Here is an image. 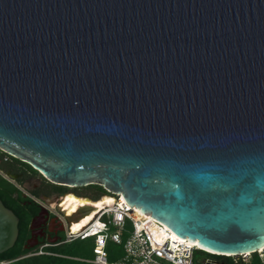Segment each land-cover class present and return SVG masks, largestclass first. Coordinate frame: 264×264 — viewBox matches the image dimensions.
<instances>
[{
	"label": "water",
	"instance_id": "water-1",
	"mask_svg": "<svg viewBox=\"0 0 264 264\" xmlns=\"http://www.w3.org/2000/svg\"><path fill=\"white\" fill-rule=\"evenodd\" d=\"M0 150L209 253L263 249L264 0H0ZM19 222L0 198V254Z\"/></svg>",
	"mask_w": 264,
	"mask_h": 264
},
{
	"label": "built area",
	"instance_id": "built-area-1",
	"mask_svg": "<svg viewBox=\"0 0 264 264\" xmlns=\"http://www.w3.org/2000/svg\"><path fill=\"white\" fill-rule=\"evenodd\" d=\"M0 173L4 174L2 170H0ZM4 175L26 195L32 197L41 207L45 208L63 226V238H55L54 240L43 242L26 256L60 255L48 251V247L71 244L75 241L92 240V258L78 259L94 264H195L198 245H192V242L179 237L163 222L129 205L122 194L104 193L93 199L99 200L103 195L110 194L114 202L100 207H93L90 219L80 229L74 231L71 228V221L76 219L74 215H71L70 217H73V219L69 220V215L65 214L57 203H50L44 195L39 197L32 195L15 179L10 178L6 174ZM65 187L72 189L83 188ZM79 196L83 195L79 194ZM88 197L91 198L90 196ZM111 243L122 247L123 254L116 260H110L109 258V244ZM254 255L258 256L260 264H264V249L255 253L230 257H232L235 264H254ZM19 259L0 258V264H13ZM203 264L225 263L205 258Z\"/></svg>",
	"mask_w": 264,
	"mask_h": 264
},
{
	"label": "trees",
	"instance_id": "trees-1",
	"mask_svg": "<svg viewBox=\"0 0 264 264\" xmlns=\"http://www.w3.org/2000/svg\"><path fill=\"white\" fill-rule=\"evenodd\" d=\"M0 170L4 172L10 178L17 180L18 182H23L27 177L32 174H40L29 164L10 156L9 154L0 150ZM4 174L0 173V198L4 204L12 209L19 217V237L15 245L8 251L0 254V258L16 259L20 258L13 264H94L85 260H80L78 258H92L87 256L84 252L86 249H91L93 247L92 240L75 241L71 244H63L59 246L48 247V251L53 253H58L60 255L54 254H43V255H28L32 253L34 249L26 248L27 238L29 237L28 229L32 218L37 215L41 206L30 196L26 195L15 183H13ZM45 179V178H44ZM45 181H47L45 179ZM48 182V181H47ZM52 185V183H49ZM53 187L59 189L60 186L54 185ZM89 188H94L97 190L105 191L99 185H90ZM34 196L47 195L50 196L49 191H44L40 189H34L31 192ZM81 247L83 250L79 251L77 247ZM115 245L113 243L109 244V258L110 260H116L118 256H122L123 251L121 246ZM120 247V248H119ZM203 254L205 258H211L218 260L225 264H235L230 256H222L209 253L200 248L197 249ZM84 251V252H83ZM120 252V254H119ZM118 253V256L116 255ZM65 255V256H64ZM70 256V257H66ZM254 264H260V260L257 255H254Z\"/></svg>",
	"mask_w": 264,
	"mask_h": 264
},
{
	"label": "flooded vegetation",
	"instance_id": "flooded-vegetation-1",
	"mask_svg": "<svg viewBox=\"0 0 264 264\" xmlns=\"http://www.w3.org/2000/svg\"><path fill=\"white\" fill-rule=\"evenodd\" d=\"M43 188H44L43 190L46 191V186H44ZM37 189H40V188H37ZM73 191L68 190V191H65L63 194H54L50 196L44 195V197L48 198L50 201H54L56 199H62L64 196L71 194L78 198H84V199L91 200L90 201L91 204L83 205L81 207L85 218L89 216L91 217L93 213V209H92L93 207L95 206L100 207L106 204L104 203L105 199H107L106 194L103 195L99 200H93L85 195L79 196ZM58 196H62V197H58ZM39 213L32 218L29 224V229H28L29 237L27 238L26 246L29 245L31 241L34 244L33 247H29L31 249H34L35 247H37L43 242H47L55 238L61 239L63 238V234H64L62 224L59 223L58 220L53 215L49 213V215L46 216L45 218H38Z\"/></svg>",
	"mask_w": 264,
	"mask_h": 264
},
{
	"label": "rangeland",
	"instance_id": "rangeland-1",
	"mask_svg": "<svg viewBox=\"0 0 264 264\" xmlns=\"http://www.w3.org/2000/svg\"><path fill=\"white\" fill-rule=\"evenodd\" d=\"M18 183L23 188H25L26 190H28L30 193L34 189H37V188H40V190H43L44 189L43 188L44 186H46V191H49L50 192V195L63 194L65 191L74 190V192H76L78 195L79 194L80 195H88L92 199H96L97 197H99L100 195H102L104 193H109L106 190L101 192L100 190H97V189H94V188H89V186L88 187H83V188H76V189L68 188V187H65V186H60L59 189H56V188L53 187V184L52 185H49L48 182L45 181L44 177L41 174H32L29 177H27L23 182H20L19 181ZM57 186H59V185H57ZM77 248H78L79 251L83 250L79 246ZM84 253L87 256L92 257L91 249H86ZM119 254H120V252H119ZM116 255L118 256V253ZM203 260H204L203 254L201 252H199L198 250H196L195 264H203Z\"/></svg>",
	"mask_w": 264,
	"mask_h": 264
},
{
	"label": "bare ground",
	"instance_id": "bare-ground-1",
	"mask_svg": "<svg viewBox=\"0 0 264 264\" xmlns=\"http://www.w3.org/2000/svg\"><path fill=\"white\" fill-rule=\"evenodd\" d=\"M106 197L110 200V202L106 204H110L114 202V199L110 194H106ZM46 199L52 204L57 203L60 209L65 214L69 215V217L71 215H74L76 217L74 221H71V228L74 231L80 229L88 221V219H90V216L85 218L84 213L82 212V209H81L83 205L91 204L90 202L91 200L89 199L78 198L71 194L64 196L62 199H56L54 201H50L48 198ZM195 244L196 243H192V245H195ZM263 249H260V250H263Z\"/></svg>",
	"mask_w": 264,
	"mask_h": 264
},
{
	"label": "crops",
	"instance_id": "crops-1",
	"mask_svg": "<svg viewBox=\"0 0 264 264\" xmlns=\"http://www.w3.org/2000/svg\"><path fill=\"white\" fill-rule=\"evenodd\" d=\"M108 202H110V200H108V198L105 199L104 203H108Z\"/></svg>",
	"mask_w": 264,
	"mask_h": 264
}]
</instances>
